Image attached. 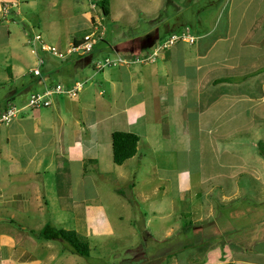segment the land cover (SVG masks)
Returning <instances> with one entry per match:
<instances>
[{"label":"crops","instance_id":"1","mask_svg":"<svg viewBox=\"0 0 264 264\" xmlns=\"http://www.w3.org/2000/svg\"><path fill=\"white\" fill-rule=\"evenodd\" d=\"M202 1L150 0L152 9H148L151 10L148 15L155 17L152 22L153 19L155 23L160 22L158 19L166 8L173 7L178 13L168 18L167 24L165 21V31L162 32L161 27H149L133 36L117 33L113 40H108L106 33L92 50V54L95 50L94 55L91 54L94 60L92 56L90 60L88 56L82 57L89 53H75L67 60H59L41 49L35 51L29 42L30 35L26 44L32 47L23 55L9 39L4 52L7 58L9 55L15 58V62L6 66V74L0 78L2 83L12 82L5 97L0 96V114L10 104L22 105L28 100L26 97L17 102L22 88L27 87L31 94L59 83L66 86L79 81L88 83L77 98L57 95L51 107L26 111L10 125L0 126V264H54L60 257L55 243L58 240H42L34 233L51 222L61 228L57 223L63 222L64 215L72 217L71 222L74 220L76 226L62 229L76 230L87 241L113 234L104 205L107 177L115 178L112 183L123 180L128 184L131 191L128 199L135 200L132 196L139 195L135 193L139 178L133 177V170L148 160L144 152L155 143L160 144L163 151H184L186 138L191 135L185 131V126L190 128L192 122L204 125L213 118L214 129L225 138L224 141L217 139V149L219 143L221 151L242 162L238 167H247L242 156H234V145L244 140L242 144L248 146L249 105L264 103V0L224 3L216 0L198 7ZM5 2L0 0V12ZM210 11L215 16L207 23L211 19ZM136 21L137 18L131 19L127 24L130 30ZM186 28L197 33L190 32L197 38L195 43H179L163 51L155 62L149 61L161 41ZM81 38H71L66 47L61 40L51 44L67 49ZM98 45L103 47L97 51ZM102 56L122 58L124 62L98 70L96 63ZM39 58L44 64L41 76H36L32 71ZM220 79L230 81L219 83ZM252 81L254 90L250 91ZM17 83L20 90L14 86ZM218 101L226 105L225 126L218 124L217 106L214 107ZM262 126L259 122V129ZM117 131L135 133L140 138L138 153L121 166L113 160L112 137ZM241 170L230 179H235L234 185H241L243 189L241 178H245V173ZM160 179L161 185L169 183L163 176ZM263 182L261 179V184ZM177 187L183 194L191 189L186 173H181ZM216 189L218 186L211 188L200 201L212 200L211 193ZM244 190L251 195L247 188ZM159 191H162L160 202L150 206L152 217L147 224H152L157 214L161 220L170 214H164L169 190L167 186L155 187L153 194ZM233 191L227 194L220 190L221 200L239 197L231 198ZM115 192L122 194L123 190L113 188L111 194ZM140 195L146 200L150 198L144 192ZM216 198L218 201V195ZM202 202L193 214L199 216L197 222L209 223L211 228L217 207L214 204L211 211H204ZM77 211H81L82 226L78 224ZM54 214L58 215L56 222L51 220ZM184 226L178 223L176 228L184 232ZM171 231L174 229H167V236ZM63 250L68 251L65 245ZM63 255L65 253L62 254L65 258ZM71 256H67L63 264L75 263ZM203 264H264V239L259 238L250 245L235 241L224 245L214 243Z\"/></svg>","mask_w":264,"mask_h":264},{"label":"rangeland","instance_id":"2","mask_svg":"<svg viewBox=\"0 0 264 264\" xmlns=\"http://www.w3.org/2000/svg\"><path fill=\"white\" fill-rule=\"evenodd\" d=\"M98 1L99 0H6V2L2 4L3 12L2 10L0 12V78L3 74H6V66L15 62V58L13 59L11 55L7 58L8 54L4 52L9 39L13 45L20 48V53L26 55V52L30 50V47L33 45L31 40L29 42H31L32 45L29 43V45L26 44V39L28 38L29 40L30 38L29 35L32 37L33 34H39L43 37L45 42L50 45H55L51 43L61 40L63 46L66 47L71 38L84 37L97 29L102 32L105 31L108 40L116 38L117 33H120L121 36H123L124 33L127 35L131 33L132 36L138 35L149 30V27H161V31L164 32L167 19H172L178 14L173 7L166 8L162 16L159 15L160 18L158 20L160 22L156 21L155 23L154 19L153 22L151 21L152 18L155 17H149L148 15L151 12V10L148 9H152L150 8L152 4L150 0H109L111 17L107 18L103 15L101 8L98 6ZM211 1L216 0H203L198 7L203 8ZM226 1L227 0H223V3ZM234 2L235 1L229 3L233 4ZM10 7L12 8L10 9ZM229 8L230 6H228V9ZM12 9L15 11L13 14L10 12ZM216 10H218V8ZM216 10L214 12H216ZM262 10L264 11V7ZM17 13L19 14L16 15ZM125 13L127 15H123ZM210 14L211 19L207 23L215 16L212 15L213 11H210ZM116 17L119 18V20H117ZM136 18L135 27L130 30L127 24L131 22V19L135 20ZM165 21L166 24H164ZM191 30L190 32L192 34H197L193 29ZM10 31L12 36H10ZM127 35H125V38L128 37ZM73 43L74 41L72 44ZM101 46L103 47V45L97 46V51ZM67 49L62 50L65 51ZM94 53L95 50L93 54L91 52L87 55H81H84L82 57L88 56L90 60V57L94 55ZM110 56L114 57L115 55ZM99 58H101L99 59L100 61L105 60L104 56ZM94 59L95 56H92V60ZM11 83L10 81L6 83L0 81V96L5 97ZM87 83L88 82H85L86 85ZM254 83L253 81L251 82L250 91L254 90L252 88L254 87ZM14 86L19 88V90L21 89L19 83ZM63 86L69 89L73 85L66 86L64 84ZM22 90H20L17 96L18 103L20 99L22 100L26 97L29 99L33 94H30L27 87L22 88ZM81 92L82 91H80V93ZM216 106L218 112L217 117L219 119L218 124L220 125L222 123V126H225L227 121L225 118L226 105L218 101L214 107ZM249 107V120L251 121V132L247 143L249 150L242 144L244 140L234 145V156H242L244 162H247V167H238L242 162H240L238 158L231 156L230 153L221 151L219 143L217 149V139L224 141L225 138L221 137V133L217 134L214 129L213 118L209 120V123L205 122L204 125H198L197 122H192L193 124L191 123L190 128L185 126V131L188 132V134L191 133V135L186 138L188 143H186L187 146L184 151H177L176 149H173L175 151L171 149L163 151L161 145L155 143L144 152V154L148 156V160L142 162V165H138L133 170V177L138 176L139 178L136 181L135 189V193H139V195L132 196L135 200L131 198L128 199V196L131 195L128 184H125L123 180L117 184L112 183V179L115 178L110 176L107 177L108 181L105 186L104 205L107 220L110 226L113 227V234L88 239L92 249L89 258L72 255L71 253L69 254L67 250H63L64 245L66 247L68 246L66 243L55 241L56 245H58L60 257L54 264H63L65 258L68 259L67 256L70 255H72L70 259L75 261V263H70L68 261L67 264H168V260H171L170 264H173L175 260L173 257L172 259H168L169 254L176 255L175 258L178 264H186L190 255L196 251L194 245L196 246L204 241H214V238L210 237L208 233L210 232V228H207L204 223L197 222L196 220L199 216L194 215L193 211H196V208L199 207L200 202H202L200 198L206 195L211 188H215L216 186H218V189L211 193L213 199L210 201L204 200L202 202L203 207H205L202 210L211 211V207H214V204L216 205V217L211 221L219 228L218 230L221 232L222 236H224V240L226 242L236 239L239 240L241 234L237 231L243 227L246 229L248 225V228L251 229L248 231L254 235L253 238L264 239V182L261 184V179L262 181L264 180V158L259 155L258 145L257 151H255L256 144L261 140L264 141V122L263 124L261 122L264 121L262 120L264 118V103L260 105L250 103ZM209 114L211 115V113ZM212 116L215 117L214 114ZM259 122L260 126L263 125L261 129L258 127ZM227 124L228 127L231 126V122L228 121ZM198 126H200V129ZM238 138L244 139V136H238ZM141 151H144L143 148ZM232 164L235 166L232 167ZM131 166L129 165L128 168ZM240 170L245 173V178H243V176L241 178L243 182L242 185L249 190L251 195L245 192L244 187L241 189V185L238 186L236 183L234 185L235 179H230L231 176L234 178L235 173ZM181 173H186L191 181V189L186 191L185 194L177 187L179 185ZM114 174L117 175V172ZM162 176L167 178L169 183L161 185L160 177ZM221 181L223 182L222 184L220 183ZM160 186H167L169 190V199L166 201L168 203H165L164 214L169 212L170 214L165 217L164 220L159 219V215L157 214L153 217V223L147 224L148 218L152 217L150 206H152V204L156 206V204L160 202L159 200L162 195V191L153 194V190L155 187ZM220 186H222L223 189H219ZM117 187L123 190V193L118 194L115 192L111 194V190ZM220 190H225L227 194H229L231 190H234L231 198H236L238 195L239 197L229 201H222ZM143 192L144 195L146 193L150 195L148 200L145 199V196L140 195V193ZM217 195L219 197L218 201L216 198ZM226 201L227 203H225ZM238 203L244 204L247 207L249 206L250 209L242 210ZM180 214H182V216ZM58 215H60V213H58ZM58 215L54 214L51 220L56 222ZM76 216L79 226H82L81 211H77ZM71 218L72 217L69 215H64L63 222L57 223L59 224L58 226H61V228L64 226L75 228L74 226L76 225L74 224L76 223H74V220L71 222ZM21 220L28 222L24 217H21ZM178 223L180 226L185 224L183 227V229L186 227L184 232L183 230L182 232L177 230L176 227ZM206 225L210 227L208 223H206ZM169 228H173L174 231H171L170 236H167V229ZM248 233L246 232V235ZM251 243L252 242H249L248 244ZM186 244L189 245L187 249L183 248ZM138 250L139 252H136ZM64 253L66 255L65 258L62 257Z\"/></svg>","mask_w":264,"mask_h":264},{"label":"built area","instance_id":"3","mask_svg":"<svg viewBox=\"0 0 264 264\" xmlns=\"http://www.w3.org/2000/svg\"><path fill=\"white\" fill-rule=\"evenodd\" d=\"M104 31V30H103ZM105 31H93L90 34L85 35L78 42H74L69 46L67 50H62L55 45H50L45 42L43 37L39 34H33L31 41L33 42V47L35 51L41 49L44 52L49 53L51 56L59 60H67L71 55L77 54H87L92 52L97 43L103 40ZM197 38L190 33V29L186 28L184 31L179 33H173L169 35L165 40H163L160 45L153 51L152 55L149 57V61L155 62L160 54L179 43H195ZM122 58L113 59L108 57L104 61H98L96 63V68L102 70L107 66H114L123 63ZM44 61L39 58L38 65L33 69V73L36 76H41V67ZM85 82H76L72 87L66 89L63 85H52L47 87L45 90L40 92H35L31 97L22 105L10 104L7 108L0 114V126L10 125L13 121L20 117L26 110H36L42 108H49L53 105V98L57 95H67L72 98H77L80 91L85 86Z\"/></svg>","mask_w":264,"mask_h":264},{"label":"trees","instance_id":"4","mask_svg":"<svg viewBox=\"0 0 264 264\" xmlns=\"http://www.w3.org/2000/svg\"><path fill=\"white\" fill-rule=\"evenodd\" d=\"M98 6L101 8L102 13L105 17H110V2L109 0H99L97 2ZM78 42V40H75V43ZM230 79H220L218 82H228ZM113 140V160L116 165H123L126 161L129 159L133 158L137 153H138V144L140 141V138L138 135L135 133H128V132H121L117 131L113 134L112 137ZM258 152L261 157L264 158V141L261 140L258 143ZM239 204V203H238ZM242 210L244 209H250V207L244 205V204H239ZM247 207V208H246ZM241 210V211H242ZM246 214V213H245ZM209 224V223H208ZM204 225L207 228H210L204 223ZM248 226L243 227L237 232H240L241 238L239 240H233L235 242H240L244 245H250L248 244L249 242H253L257 240L258 238H253V234L250 233L251 230L248 228ZM186 227L184 228V230ZM213 223L212 227L210 228L209 236L214 238L213 240L209 241H204L198 245H194V248L196 251L192 253L188 259V262L186 264H203L206 254L213 248L214 243L224 245L225 240L224 236H222L221 232L218 230ZM245 229V230H244ZM230 230V229H229ZM263 231V230H259ZM34 233V231H32ZM233 232V231H232ZM236 232V231H235ZM246 232L248 233L246 235ZM37 235L40 239L42 240H58L66 243L68 246V251L72 255H78V256H83L86 258H89L91 256V246L89 242L87 241L86 238H84L81 234H79L76 230H66L62 228L56 227L53 223H48L46 226L39 232V233H34ZM251 235V237H250ZM189 247V245H186V249ZM176 256V255H175ZM175 256L169 255L168 259L174 258V263L173 264H178L176 262ZM171 260H168V264H170Z\"/></svg>","mask_w":264,"mask_h":264}]
</instances>
